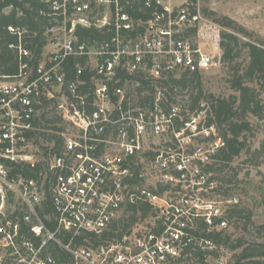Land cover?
Wrapping results in <instances>:
<instances>
[{
  "label": "built area",
  "instance_id": "1",
  "mask_svg": "<svg viewBox=\"0 0 264 264\" xmlns=\"http://www.w3.org/2000/svg\"><path fill=\"white\" fill-rule=\"evenodd\" d=\"M46 1L48 44L58 60L33 63L27 49L9 44L17 51L18 69L0 77V264H190L199 254L210 264L221 248L214 234L228 229L230 209L238 203L236 196L227 197L225 185L218 190L220 184L204 169L222 140L216 137L207 157L190 163L181 153L180 136L192 118L176 130L180 112L173 106L163 111L161 88L140 105L141 82L119 75L143 74L154 85L170 74L209 67L210 53L192 42L202 28L201 0ZM77 26L94 27L104 36L81 40ZM7 29L20 34L12 25ZM68 56L85 57L83 68L94 72V84L84 94L76 93L73 81L66 88L71 97L62 89L60 64ZM77 68L81 73L82 66ZM54 87L60 100L47 95ZM43 97L53 101L47 109L53 107L79 131L78 137L62 133L60 154L36 152L30 135ZM169 131L178 139V151L152 158L155 150L144 145L146 136ZM192 134H186L188 141ZM39 162L34 176L16 171ZM147 163L155 165L158 183L166 187L161 193L147 185L155 170ZM46 195L51 211H44ZM139 202L154 210L150 226L130 227L95 247L88 243L101 237L128 204Z\"/></svg>",
  "mask_w": 264,
  "mask_h": 264
},
{
  "label": "trees",
  "instance_id": "2",
  "mask_svg": "<svg viewBox=\"0 0 264 264\" xmlns=\"http://www.w3.org/2000/svg\"><path fill=\"white\" fill-rule=\"evenodd\" d=\"M50 13L49 2L46 0H0V77L15 74L18 69L17 51L9 48V44L21 45L27 49L31 53L30 58L33 63H38L44 58H47L51 63L58 60V54L45 53V47L49 43L46 30L51 24ZM220 19L216 22L228 29L220 31L219 46L221 61L232 70V78L230 79L232 94L228 96L213 93L204 94L200 87L199 71H185L180 74L179 78H173V75L170 74L165 79H157L154 85H150L149 79H146L143 74L127 75L125 71H121L119 74L122 79L141 82L137 87V103L140 105L151 95L156 96L157 87L166 89L165 96L168 91H172L171 85L197 89L196 96L190 98V110L194 111L195 115L204 111L206 126L214 125L218 132L212 141L219 137L223 143L212 154L208 155V161L204 164V169L212 173L210 178L220 184L218 190L223 185L238 183L237 173L230 176L226 170L242 152L248 156L243 163H249L252 166L259 163L256 155L264 152V141L261 142L257 150L252 151L247 148L246 136L252 131L255 119L264 120V37L237 26L225 16ZM9 25L18 28L20 34L9 32L7 29ZM76 33L81 40L104 36L94 27L77 26ZM242 57L243 60L239 62ZM85 61V57L68 56L61 62L60 69L65 76L64 86H62L65 95L71 97L70 91L66 89L67 84L71 81L77 82L76 93L78 94H84L91 90L95 79L94 72L87 67L83 68ZM77 64L82 66L81 73H77ZM78 81H82L83 84H78ZM145 91L146 93L143 95ZM166 97L169 99L168 95ZM50 101L43 97L40 114L34 118V129L30 132V135L33 136L34 146L42 150V155L47 154L49 150L55 154H60L64 150L62 133L66 129V124L53 107L49 111L47 110V106L53 102L51 99ZM159 104L164 112L169 113L171 106L167 105L164 98ZM180 116L181 112L178 117L174 118L176 130H179L186 121L191 119L186 118V116L181 119ZM42 141L52 144L51 147L42 145ZM150 154L152 158H155L159 152L154 151ZM42 164L43 162H39L33 169L18 167L16 171L34 176ZM151 189L155 193H161L166 187L158 183L156 187L152 186ZM43 207L44 211H51V204L47 195L43 201ZM151 215H155L154 210L146 202L128 204L122 216L114 219L109 229L101 237H90L88 243L95 247L104 240L119 238L133 224ZM251 215V211L238 202L230 209L228 228L234 223L235 227L241 228L248 236L234 237L228 229L214 234L218 247L238 251L233 264H264V241L256 242L254 239H245L253 236L252 231H254L255 225ZM261 228L263 226L256 229ZM76 241L77 243L83 242V237H77ZM199 256L198 261L190 262V264H209V262L204 261L205 257L202 254ZM216 256L217 253L215 252L212 257Z\"/></svg>",
  "mask_w": 264,
  "mask_h": 264
},
{
  "label": "rangeland",
  "instance_id": "3",
  "mask_svg": "<svg viewBox=\"0 0 264 264\" xmlns=\"http://www.w3.org/2000/svg\"><path fill=\"white\" fill-rule=\"evenodd\" d=\"M200 6L203 20L202 28L201 32H199L200 37L198 34L197 37L192 38V42L199 44L202 50L210 53L212 56L211 65L199 71L201 78L200 87L204 94L213 93L215 95L228 96L233 93L230 88L232 70L228 68L227 64L221 61V49L219 46L220 31L228 29L222 27V25L216 21L221 20L220 18L225 16L236 23L237 26L243 27L255 35L264 37V0H201ZM47 52H53V48L49 44L45 47V53ZM241 54L243 56L242 51ZM240 60H243V57L239 59V62ZM180 74L181 73L175 74L173 78H179ZM171 87V92L167 89L169 99H167V95H161L160 98H164V101L167 102L169 107H177L179 112H181V119L185 118V116L186 118H192L187 133L185 132L183 136H180V139L182 138L180 142L181 153L189 158L190 163H194V160L197 158L207 157L208 153L205 152V150L214 144L211 143L212 138L215 137L218 132L214 125L210 127L206 126L204 111L198 114L196 113L197 115H195V112L190 110V98L196 96L197 89L191 87L183 88L174 85H171ZM48 90V96L54 97L55 100H60V96L57 95V88H48ZM165 90L166 89H161L160 91L165 94ZM50 109L51 108L47 110L49 111ZM253 122L252 131L246 134L247 148H250L252 151L257 150L261 142L264 141V120L255 119ZM65 124L66 129L64 132L66 135L71 137L79 136V131L76 127L66 122ZM190 132H193V134L192 137H190V141H188L189 138L186 137V134ZM174 137L170 131L154 135L149 133L144 140V145L153 148L161 154L175 152L179 149V143L177 137H175V139ZM46 144V142L42 141V145L45 146ZM35 148L38 149L36 146ZM35 148L32 147V150L34 151ZM36 152L41 153L42 150H36ZM37 157L40 158V160L43 158L40 157L39 154ZM247 157L248 156L242 152L230 163L226 171L230 176L237 173L238 183L234 185H232L233 183L225 185V187L229 189V196L227 197L236 196L239 204H242L251 211V219L255 227L254 231H252L253 236L246 237L245 239H254L256 242H261L264 241V152L263 154L256 155L259 163L255 166L249 163H243ZM42 160L45 161V158ZM146 167L149 171L155 169L151 172H154V175L148 178L149 181L147 185H154V187H156L158 185L157 178H159L157 174L158 170L155 165L152 167L150 163H147ZM173 187L174 185L170 186V188ZM211 195L213 194H210V196ZM214 197L218 196L214 195ZM12 203L13 205H17L15 200H13ZM121 216L122 213L119 214V217ZM154 221L155 216L151 215L144 220L136 222L131 227L143 228L150 226ZM259 226H263V228L256 229ZM228 230L234 237L241 235L248 236L241 228L235 227L234 223L230 225ZM237 252L238 251L221 247L216 251L217 256L208 260H210V264H233Z\"/></svg>",
  "mask_w": 264,
  "mask_h": 264
}]
</instances>
